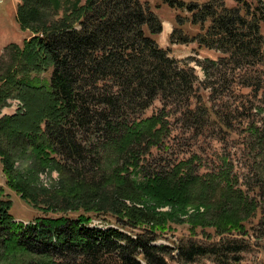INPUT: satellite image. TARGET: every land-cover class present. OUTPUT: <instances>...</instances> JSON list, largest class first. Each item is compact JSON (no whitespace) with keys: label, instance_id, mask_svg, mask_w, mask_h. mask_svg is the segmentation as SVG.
<instances>
[{"label":"trees","instance_id":"trees-1","mask_svg":"<svg viewBox=\"0 0 264 264\" xmlns=\"http://www.w3.org/2000/svg\"><path fill=\"white\" fill-rule=\"evenodd\" d=\"M161 1L188 14L189 24L199 28L191 38L172 29L170 44L196 42L219 53L215 61H195L203 80L198 79L188 59L172 58L168 48L158 46L154 37L162 33V23L139 0H19L16 20L29 37L21 48L9 45L7 61L0 56V112L9 107L10 99L25 106L22 114L0 118V163L7 186L21 192L31 185L32 175L48 165L55 166L46 150L58 155L68 168L78 164L85 132L108 137L122 126L125 116L143 113L157 99L164 106L169 102L178 105L173 110V115H178L176 121L184 132L198 137L210 123L223 120L217 111L223 99L264 97V7L258 5L262 0H231L234 6H227V0ZM41 73H48V78L39 79ZM243 89L248 93L239 94ZM200 90H208L210 107L202 102ZM149 122L151 127L156 124L154 119ZM249 136V148L264 153V130L253 127ZM26 159L34 164L23 176L15 163ZM258 167L249 171L246 183L255 192L254 199L230 191L223 202L200 199L204 213L191 218L217 231L233 228L243 235L249 215L260 204L264 212V174L255 171ZM115 175L101 186H90L94 190L85 188L82 200L99 206L95 198L111 183L119 206L141 204L142 196L157 204L200 206L201 202L193 203L185 191L196 177L190 176L178 186L159 178L138 184ZM216 187L212 184L211 190ZM10 207L0 188V264H14L12 259L18 255H28L25 264H192L198 258L222 264L224 257L246 250L244 239L233 236L208 245L194 241L173 247L157 245L158 232L165 229L171 214L157 213L155 206L151 211L126 209L129 222L125 224L136 230L135 234L90 227V219L85 217H41L23 225L13 222ZM114 212L123 221V214ZM177 212L188 215L186 209Z\"/></svg>","mask_w":264,"mask_h":264},{"label":"rangeland","instance_id":"rangeland-1","mask_svg":"<svg viewBox=\"0 0 264 264\" xmlns=\"http://www.w3.org/2000/svg\"><path fill=\"white\" fill-rule=\"evenodd\" d=\"M182 1L203 3L207 0ZM18 3L19 0H0V56L6 61L11 55L9 45L21 48L24 40L29 37V33L23 32L16 20ZM144 4L153 12L158 11L160 20L169 17L170 20L173 19L171 29L179 30L188 38L199 33L198 26L189 24V16L185 12H173L171 9L169 12L167 6L164 5L162 8L161 0H150ZM226 5L234 6V2L227 0ZM258 5L264 7V0ZM177 15L180 17L179 20H176ZM261 31L264 33V25L261 26ZM156 37L158 46L161 48L165 45L170 50L172 58L188 59L189 66L195 70L200 81L203 80V73L195 65V61L208 59L215 61L219 57V53L199 47L196 42L170 44L169 35L165 38L164 34ZM38 78L45 80L48 73H41ZM248 91L243 89L239 94H246ZM199 95L205 106L210 107L208 90H200ZM7 102L9 107L1 110L0 118L25 112V106L18 99H10ZM191 104L194 105L195 100H192ZM217 106L223 120L210 123L204 132L195 137L191 132H184L181 124L176 121L178 115H173V110L178 105L170 106L169 102L164 106L163 102L157 99L143 113L125 116L122 126L112 131L108 137L95 134L92 130L85 132L82 157L76 165H69L68 168L58 155L46 150L56 165H48L45 170L32 175L31 185L24 186L21 192L7 186V178L0 163V188L11 202L9 212L14 219L13 222L26 225L41 217L70 219L85 217L90 219V227L118 228L135 234L137 231L128 229L125 224L129 222L126 209L148 208L151 211L155 206V212L171 214L165 229L158 232L157 245L173 247L180 242L188 241L208 245L233 236L244 239L243 246L246 250L235 256L224 257L222 264H264V212L262 213L260 208L262 204L256 212L254 211L255 213L249 215L246 222L243 221L245 224L243 235H238L237 230L233 228L226 232L217 231L215 227L205 226L201 220L195 221V218H191L197 213L199 215L204 213L205 206H202L203 202L200 199H209L211 203L223 202L227 197V191L232 195L241 192L244 198L254 199L255 192L246 184H249L251 177L249 171L259 166L255 171L264 174V153L258 154L248 146L252 128L264 130V97L259 94L254 100L241 98L237 101L225 98ZM227 108L231 111L236 108L238 110L231 113ZM150 119L156 121L152 127ZM32 163L34 164L32 159H26L22 163H15V166L21 168L23 176H26L29 174L26 171ZM59 168L63 169L65 175ZM114 174L138 184L145 183L148 179L159 178L178 186L188 177H196V181L189 184L185 191L186 197L193 203L201 202L200 206L179 207L174 202L157 204L148 196H142L141 204L125 202L123 204L125 206H119V200L116 199L114 202V188L111 183L106 184L102 194L95 198L99 206H95L92 200L89 203L82 200L85 188L94 190L90 186H101L105 179L113 177ZM218 174L219 176H216ZM83 183L87 186L80 185ZM212 184H217L213 191ZM178 209L183 211L186 209L188 215L178 213ZM114 210L123 214V221ZM174 211L177 212L176 216L173 214ZM135 216L141 217L140 214ZM232 257L238 261H234ZM27 260L28 255H18L12 262L25 264ZM168 264L179 263L168 261ZM192 264L214 263L210 259L198 258Z\"/></svg>","mask_w":264,"mask_h":264},{"label":"crops","instance_id":"crops-1","mask_svg":"<svg viewBox=\"0 0 264 264\" xmlns=\"http://www.w3.org/2000/svg\"><path fill=\"white\" fill-rule=\"evenodd\" d=\"M141 3H144V2H150V0H139ZM162 3V2H161ZM166 6V5H165ZM162 8H164V4H162ZM171 10H173V9H171ZM169 12H170V8H169ZM173 12H174V10H173ZM154 13L158 16V11H154ZM161 21H162V25H163V32L161 33V34H164V38L165 37H167L169 34H170V31L172 30L171 29V26H172V23H173V19L172 20H170V17L168 18V19H161ZM166 28H167V31H165L166 30ZM160 34V35H161ZM155 39L157 40V37H155ZM164 40V39H163ZM161 48H163V49H166V46L165 45H163Z\"/></svg>","mask_w":264,"mask_h":264}]
</instances>
